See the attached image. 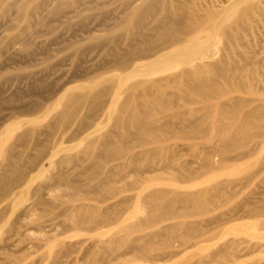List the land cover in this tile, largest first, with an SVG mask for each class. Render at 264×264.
<instances>
[{
	"label": "rangeland",
	"instance_id": "rangeland-1",
	"mask_svg": "<svg viewBox=\"0 0 264 264\" xmlns=\"http://www.w3.org/2000/svg\"><path fill=\"white\" fill-rule=\"evenodd\" d=\"M15 1L0 3V264H264L262 22L197 37L232 85L206 67L226 95L189 105L171 82L184 66L128 69L152 39L129 27L134 0Z\"/></svg>",
	"mask_w": 264,
	"mask_h": 264
},
{
	"label": "bare ground",
	"instance_id": "bare-ground-1",
	"mask_svg": "<svg viewBox=\"0 0 264 264\" xmlns=\"http://www.w3.org/2000/svg\"><path fill=\"white\" fill-rule=\"evenodd\" d=\"M5 1L0 0V3ZM29 1L16 0L15 4H19V8L23 9ZM46 2L50 1L46 0ZM128 8L130 13L127 19L130 29H138L142 33L152 27V39L147 42L146 48H133L127 54L129 60L130 58L134 60L133 63L128 62V69L132 72L141 70L162 72L178 65L184 66L180 73L174 74L171 82L175 85L174 99L189 105L193 104V94L201 96L205 101H217L226 95L221 93L213 75L206 70V67L215 71L220 69L219 74L232 85L227 77V71L222 70V66L214 60L210 50H203L202 54L196 51L201 45L197 37L202 33L210 34L215 31H219L222 35L225 27L230 28L237 23H241V26L236 28V32H244L255 23L262 22L264 25V0H231L224 8L220 7V10L209 7L201 0H134L128 4ZM234 50L235 46L229 49L230 52ZM207 107L219 109L220 104L215 102ZM220 114L228 118L234 116L232 111ZM235 131L238 134L244 132L239 128Z\"/></svg>",
	"mask_w": 264,
	"mask_h": 264
}]
</instances>
